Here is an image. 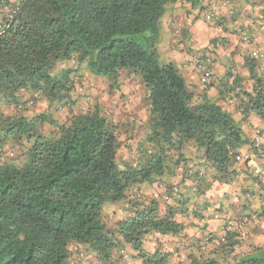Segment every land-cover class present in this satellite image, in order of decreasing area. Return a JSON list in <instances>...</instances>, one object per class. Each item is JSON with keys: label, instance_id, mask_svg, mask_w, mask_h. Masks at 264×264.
Listing matches in <instances>:
<instances>
[{"label": "trees", "instance_id": "trees-1", "mask_svg": "<svg viewBox=\"0 0 264 264\" xmlns=\"http://www.w3.org/2000/svg\"><path fill=\"white\" fill-rule=\"evenodd\" d=\"M21 1L15 12L17 3L0 0V26L6 25L0 32V148L28 142L30 161L22 168L0 164V264H76L73 255L88 257L91 264H123L130 258L140 264H264L263 234L258 247L249 245L250 255H235L243 235L252 238L244 228L264 220L263 208L247 214L245 208L234 211L235 201L230 206L221 202L216 209L224 216L220 235L208 230L205 215L212 206L209 201H216L213 195L205 197L214 194L212 186L232 185L239 164L250 160L237 161L240 150L251 146L255 153H264L234 118L254 115L264 121L262 58L245 56L247 81L229 68L221 79L203 76L205 87L199 91L157 50L161 19L170 5L182 0ZM5 6L15 12L8 23ZM75 57L117 90L121 78L136 79L143 88L144 133L134 160L117 158L125 143L120 125L98 98L72 114L74 71L66 69L60 78L53 72ZM21 92L38 93L56 109L67 105L71 116L58 125L45 114H3L2 100L24 106ZM227 103L231 112L223 107ZM44 125L48 131L42 130ZM261 179L251 178L260 191ZM152 184L162 194L130 201L133 213L114 230L106 227L101 218L106 204L124 201L134 187L141 192L143 185ZM258 194L241 193L243 205ZM202 201L201 212L196 205ZM188 217L203 224L202 233L196 242L176 249L184 253L192 248L188 262L182 257L174 262L168 246L189 242L183 234L190 226ZM154 234L166 241L150 253L144 241ZM126 247L135 255H127Z\"/></svg>", "mask_w": 264, "mask_h": 264}, {"label": "crops", "instance_id": "crops-1", "mask_svg": "<svg viewBox=\"0 0 264 264\" xmlns=\"http://www.w3.org/2000/svg\"><path fill=\"white\" fill-rule=\"evenodd\" d=\"M8 1L11 4H15L20 0ZM208 14L214 15L215 17L213 20L215 21L206 22L205 16ZM1 21L2 14L0 15V22ZM233 27L247 32L252 50L262 55L260 68L264 70V2L261 0H192L188 2L182 0L176 4L170 5L160 22V30L158 31L160 41L157 45V50L165 62H171L179 69L187 85L192 89L200 91L205 87L201 79L203 76L207 75L215 80L221 79L229 68H233L236 74L244 81H247L249 73L245 66V46L241 44L236 36L237 34L232 32ZM123 86L124 85L121 84L120 92L117 93H125L124 88H122ZM143 93L142 87L139 93L135 91L130 92L131 97H129V101L131 102L135 99L137 103H133L131 106L127 104L124 107L126 110L122 109L123 118L121 120L117 116V113L119 114L120 111L117 107H122L126 104V100L128 99L124 98V103L121 102L120 104H116L114 100L117 97L116 95L105 94L108 100L107 107L104 102L105 113L113 117L115 120L113 121L120 125L119 130H121L122 134V131H124L123 141L125 143L117 154V158L122 159V161L134 160L137 157L136 146L142 142L143 139L144 119L142 116H146V108L143 106L144 103L142 101ZM213 93V88L207 91V95L209 96ZM31 94L32 93L29 92H21L19 96L21 100H23L24 98L31 97ZM138 95L139 97H137ZM91 101L92 100H90V102ZM3 105L5 106L8 104ZM223 107L228 112L232 111V107L228 103L223 104ZM55 109L56 107L53 111H55ZM64 109H59L62 111L60 113H58V110L55 111L57 113L54 114V119L57 121L58 125L64 123L71 116V113L68 112L67 109V111ZM72 112V114L80 112L77 104L73 106ZM234 118L236 121L240 122V126L249 142L252 141L256 129L264 131V121L254 115H250L245 120L239 115H234ZM240 151L241 155H248L250 160L246 164H239L237 168L240 172L238 180L229 186L216 183L211 188L214 194L204 195L205 197L213 195L216 200L215 202L212 200L209 201L212 206L207 209L205 215L206 218L210 220H208L210 223L208 230L218 235L222 234L223 230L222 223L224 216L222 217V215L216 212L221 202L226 206H230L233 205L235 201V205L232 206L234 211L236 208L238 211H242L243 208H245V213L247 214L249 213L248 211L264 209V189L260 191L262 188H260L259 183H253L251 180L253 176L259 177L260 175L262 178L261 181L264 180V153H255L251 146L245 147ZM142 189L143 190L140 192L139 187H134L133 190L129 192V197L126 200L109 203L103 207L101 218L108 229L114 230L116 228V223L129 217L133 213L132 210L129 209L130 201L134 202L136 200L143 202L148 198H155L158 192L162 194L161 188L156 184H152L151 186L143 185ZM256 191L260 194L257 195V198L255 197L256 200L251 203L247 202L243 205L244 200L243 197H240L241 193L246 192L249 197L250 192L256 193ZM225 195L231 197L229 202L226 200L223 201V196ZM244 196L247 197V195ZM240 204L242 205L240 206ZM196 207L200 208L202 212L204 209V202H198ZM252 217H254V215H252ZM186 221L187 218L185 219V223L190 222V226L185 229L183 234L185 236L184 238L188 239L189 242L184 240L183 243L168 246V250L174 255L173 258L175 260L172 258L174 262L180 261L178 257H182L184 262H188L189 258L187 254L190 253L189 251H191L192 248L184 253H176V249L184 248V246L196 242L194 240L198 239L202 233L203 224L201 222H196L192 219ZM254 226L255 228L251 226L249 228L246 227L247 230L251 232L252 238L247 236L245 239L249 241L248 246L256 245L258 247V245L263 242L264 220L262 222L259 221ZM261 227L262 231H259ZM255 229L259 231L258 234ZM262 234V237L257 238ZM165 241V238L163 239L156 234L149 235L144 241V249L152 253L157 248V243H164ZM175 243L178 242L175 241ZM125 250H127L125 251L127 255H135L130 247H126ZM251 253L250 251L246 255H250ZM83 259H78L76 255H73L72 258V260H75L76 264H91L88 257ZM123 264H140V262L133 259L131 260L130 258L129 261L126 260V263Z\"/></svg>", "mask_w": 264, "mask_h": 264}, {"label": "rangeland", "instance_id": "rangeland-1", "mask_svg": "<svg viewBox=\"0 0 264 264\" xmlns=\"http://www.w3.org/2000/svg\"><path fill=\"white\" fill-rule=\"evenodd\" d=\"M0 15H1V10H0ZM66 69H72L74 72L70 75L71 80L74 83V90L72 92V98L69 100L70 102L74 101V104L79 107V109L85 110V108L88 107V105L93 101L95 98H98V102H105V105L107 107V97L105 94L111 95L114 94L117 97L114 99L116 101V104H120L121 102L124 103V98H127L126 104H124L122 107L118 106L117 108L120 109L119 114L117 113L118 118L121 120L123 118L122 114V109L126 110L124 107L129 104L131 106L135 102V99L133 101H129L131 97L130 92L135 91L136 93H139L141 91L140 84L138 81L135 80H128L126 78H121L118 82L119 84H123L125 93H117L120 92V90H117L115 87L116 85L114 83H110L109 81L106 80V78L102 77H96L90 74L87 69H86V64L85 63H78L76 60V57L70 61L66 62L63 65L58 66V68L53 72L55 76L60 78L61 73L66 70ZM116 88V89H115ZM93 101H88L89 99ZM139 97V95L137 96ZM32 100L33 105H28V102ZM96 101V100H95ZM10 101H1V111L5 115H16V116H27V117H36L41 116L42 114H45V117L52 118L54 119V114L57 113L55 112L58 110V113L62 112L59 109H64L62 108L61 105H57V108L55 111L53 109L56 107V105L51 106L48 105L46 99L42 96H40L38 93H32L31 97L24 98L21 100L20 105H24L23 107H17L14 103V105L10 104L8 105H3V104H9ZM67 105L65 106V111H67ZM63 111V112H65ZM43 131L45 132L49 130V127L44 125L42 127ZM123 134L121 133L120 130V140L123 141L124 137V131H122ZM141 132V131H140ZM139 132V133H140ZM28 144V142H27ZM26 143L18 145V144H12L11 142L8 143V145L0 148V164L7 163L11 164L13 166L22 168L24 167L27 163H29V156H28V145ZM246 232L247 228H244ZM261 236H258L257 238H260ZM247 235H243L241 241V246L238 248V251L235 252V255L237 256H243L244 253H248L249 250V241H246ZM247 250V251H246ZM127 251V250H125ZM239 256V257H240ZM236 261H231L230 264H235Z\"/></svg>", "mask_w": 264, "mask_h": 264}, {"label": "built area", "instance_id": "built-area-1", "mask_svg": "<svg viewBox=\"0 0 264 264\" xmlns=\"http://www.w3.org/2000/svg\"><path fill=\"white\" fill-rule=\"evenodd\" d=\"M264 2V0H261ZM22 3V1L20 0L19 2H17V7L15 8V12L18 11L20 4ZM4 11L7 14V18L8 21L7 23L12 19V15L11 13H15L14 11H11L10 8L8 6L4 7ZM214 15L208 14L207 16H205V21L206 22H210L214 19ZM215 21V20H213ZM6 25H2L0 26V32L4 31ZM234 32L237 34V36L242 40L243 45L245 46V53L246 56H250V58L255 59V60H260L262 58V55H260L257 51H253L251 46H250V38L248 37L247 32L243 31V30H239L237 27H233ZM28 105H33V101L30 100L28 102ZM253 142H254V147L255 148H262L264 149V133L261 132V130L256 129L254 131L253 134ZM249 159L248 155H239L236 157L237 161H241V160H247Z\"/></svg>", "mask_w": 264, "mask_h": 264}]
</instances>
